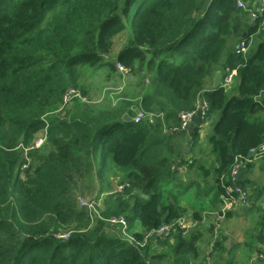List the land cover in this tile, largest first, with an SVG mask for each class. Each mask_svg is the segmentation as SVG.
<instances>
[{"label": "trees", "instance_id": "obj_1", "mask_svg": "<svg viewBox=\"0 0 264 264\" xmlns=\"http://www.w3.org/2000/svg\"><path fill=\"white\" fill-rule=\"evenodd\" d=\"M239 1L252 8L258 0H0V264H239L223 255L221 219L232 210H221L222 195L235 164L264 172V152L255 160L251 153L264 144V11L252 14ZM119 35L124 44L111 61ZM240 42L245 53L235 51ZM118 63L130 77L122 91L103 103L75 102L70 117L51 116L68 87L87 96L91 73L122 79ZM222 66L236 71L231 87L208 90ZM203 94L205 121L217 118L210 151L198 154L199 129L187 141L174 129ZM138 110L158 117L123 119ZM46 115L47 139L21 169ZM94 168L124 185L107 195L102 218L75 200ZM246 177L239 182L249 189ZM257 208L247 248L264 255L254 245L264 246V206ZM120 216L124 229L106 221ZM186 217L193 226H182ZM163 225L168 234L152 236ZM150 236L165 248L152 249Z\"/></svg>", "mask_w": 264, "mask_h": 264}, {"label": "built area", "instance_id": "obj_2", "mask_svg": "<svg viewBox=\"0 0 264 264\" xmlns=\"http://www.w3.org/2000/svg\"><path fill=\"white\" fill-rule=\"evenodd\" d=\"M238 5L240 7H243L245 10L251 11L252 14H255L253 10L255 9V6H257L261 11H264V0H258L253 3V7L250 8L248 4L243 3L242 1H239ZM235 51L237 53H245L247 51V47L243 42H240L236 45ZM118 68L123 71L125 74L128 73V69L125 68L122 64L118 63ZM236 71L226 69L225 73L223 74V80H222V85L226 88L230 87L231 84L233 83V79L235 76ZM129 76V75H128ZM120 92V91H119ZM117 92V93H119ZM115 91H113L111 94L115 95L117 94ZM80 98L84 101L87 100V98L82 94L80 89L76 88L75 86H70L66 89V91L63 94L62 97V102L59 105L58 109L55 110L53 113H61L64 111V109L72 104L75 99ZM208 108V104L206 101H204L201 105L198 102V106L196 110L193 111H188L184 112L182 114V123L181 125L174 129L175 131H186L190 127L194 115L200 111L204 120H205V115L206 111ZM52 113V114H53ZM158 115L153 114L151 112H145L144 110H138L136 115L133 116V120L135 122H141L143 120H147L149 123H154ZM45 121V126L41 128L38 133L36 134V138L34 142L29 145L24 147V160L21 162V169H25L30 165V156L29 153L32 150L39 149L42 147L47 139V132L50 127L49 120L47 118V115L44 117ZM264 152V144L261 146L260 150L254 149L251 151V153L254 155V159L258 156V154H261ZM252 159H249L248 161H253ZM243 170V167L240 163L235 164L232 168V174H231V184L226 187L225 193L222 195L223 199V204L221 207V210L223 212L232 209L235 206L241 205V206H247L249 207L251 205V200H250V190L246 188L245 186L242 185V183L239 182V179L241 180V172ZM124 185H120L119 187V192L123 191ZM82 205L84 208H86L92 217L94 218L95 216H99L102 218L101 214L96 215L93 213V210H95L96 203L94 202H87V201H82ZM106 220V219H105ZM113 226H119L121 228H126L128 226V220L127 217L125 216H120V217H112L106 220ZM182 226L185 225L184 219L181 220ZM169 232V226L163 225L161 226L157 231L152 233V236H166ZM69 234H61L59 236L62 237H67ZM150 236V237H152ZM208 264H214L211 259H209Z\"/></svg>", "mask_w": 264, "mask_h": 264}, {"label": "crops", "instance_id": "obj_3", "mask_svg": "<svg viewBox=\"0 0 264 264\" xmlns=\"http://www.w3.org/2000/svg\"><path fill=\"white\" fill-rule=\"evenodd\" d=\"M236 45H235V47H236ZM121 48H122V46H121ZM120 49L115 54L112 51V56L117 57V54L120 51ZM223 63H224V61H223ZM224 71H226V69H224L222 66L216 72V74L218 72H222L224 74L225 73ZM215 75L212 78H210V80L208 81V85H207L208 90H211L214 88ZM206 99H207L206 94H203L199 100V104L201 105L204 101H206ZM74 103L75 102H73L72 104L67 106V108H65L63 112L53 113L51 116L70 117L69 111L72 109ZM209 122L205 121L201 112L198 111L194 115L190 127L188 128V130H186V133L183 134L186 141H187V138L189 140H191L192 133L195 131V129H197V128L199 129V133L201 134V137H200V147L196 148V152H198V154H200L202 150H203V153H204V151L207 153V149L210 151V147L207 146V149H206L205 145L202 143V141L206 140V138H207V133H208L207 126L209 125ZM185 145H187L189 147L188 149L190 152V146L188 145V143H186ZM258 167L260 168V170L263 169L259 165H255L250 171L247 172V174L244 173V170H242L243 173L241 174V179L242 180L244 178L246 179L247 178L246 176H249V178H250V181L246 183L247 187H251L250 185H255L258 180H264L263 176H259L260 179H256L254 177V172L256 171V169ZM95 170H96V168H94V171ZM111 172H113V171L110 170L109 173L104 178L96 177L97 178L95 180L96 184L98 186L103 185L105 187L103 191L101 190V194L110 193V191L111 192L113 191V188H112V190H111V188L108 189V187H112L110 184L111 180L113 179V178L111 179L112 176L114 178H118L119 180L121 179L120 175H117V174L114 175V173L110 174ZM121 184L122 183H120V185ZM257 202L259 204L263 205L264 200L262 199V197H260L259 200H257ZM253 204H254V202L252 201V205H250V207H252ZM231 210L232 211H230V215H228V217L222 218V220H223L222 221V227L224 229V233H225L226 238H227L224 242V245L226 247L225 253L223 254L224 259L226 260L229 257H231V253H232L233 258H235L239 264H264L263 255L260 256L256 252L251 253L248 251V248H247L248 242L250 241V231L255 229V226H256L253 215H251V213H249V211L246 207L241 206V205L235 206ZM212 217H215V216L212 215ZM184 221H185V225L183 226L184 228H188V227L194 225V223L190 217H186L184 219ZM208 239H210V236L206 233L205 240L202 242L205 243V245H206V243H208ZM151 240H152V244H151L152 249H157V247H158L159 248L158 250L160 251L161 249L165 248V246H163L160 241L154 240V237H150V241ZM201 243H200V249L203 248V251H205L206 246L202 247ZM254 245L255 246L257 245L259 248H261L264 251V246H259L257 243H255ZM207 248H208V244H207ZM201 251H202V249H201Z\"/></svg>", "mask_w": 264, "mask_h": 264}, {"label": "rangeland", "instance_id": "obj_4", "mask_svg": "<svg viewBox=\"0 0 264 264\" xmlns=\"http://www.w3.org/2000/svg\"><path fill=\"white\" fill-rule=\"evenodd\" d=\"M125 37L126 36H123V35H119L118 36V38L116 40V43H115V46H114V50H113L114 54L121 48V46H123ZM230 50L225 52L224 59L226 58V56L228 55ZM111 57H112L111 61H115L116 57L115 56H111ZM105 72L106 71L100 70L98 72L91 73L90 75H88L87 82H84V84H86L87 87H88L87 96L84 95V93L82 92V89L76 87V88L80 89V91L87 98V100L84 101V100H82L80 98H77V99L74 100V102H76V103L80 102V101L81 102H89V100H91V101H94L93 103H97V102L103 103L102 102L103 99L106 97V95L109 92L112 93L113 91H115V93H117L119 91H122V89H123L122 86H125L129 82L128 79H130V77L127 74H125V73H124L122 79H119V76H117V75H115L112 78L111 77L110 78L107 77L106 74L103 75V73H105ZM57 109L58 108H55L52 111H55ZM50 114H52V113H50ZM216 118H217V116H213L211 118L210 122H209V125L207 126V131H208L207 137L209 136V134L212 131L213 123L216 121ZM202 143L205 145V148L207 149V145H206L207 144V138H206V140H203ZM209 147H210V145H209ZM40 148H42V147H40ZM208 152H209V150L207 149V153ZM109 163L113 164L111 161H109ZM118 169L122 172V175H123L124 168L118 167ZM110 174H113V172H111ZM241 174H242V172H241ZM96 175H97L96 171H94V169H92L90 173H87L85 176L80 178V180H79V182L77 184V187L75 188V200H76L77 207L81 208V209H84L86 211H88V210L86 208H84V206L82 205V201L96 203V207H95V210H93V213L96 214V215H99V214L102 215V210L104 208V200H105V198L108 197L107 195H109V194L116 195L117 193H119V191H120L119 187H120V183L121 182H120V180L118 178H114L112 176L111 179L112 178L113 179L110 182L112 187H108V189L111 188V190H112V188H113V191L112 192L110 191V193L101 194V189L104 186L103 185L102 186H98L96 184V181H95L97 179ZM192 176L193 177H197V175L195 173ZM259 176H263V178H264V172H263V169L260 170V168L258 167L256 169V171L254 172V177L256 179H260ZM250 186L251 187H249L250 188L249 190H250L251 205H252V201L254 202V204H253L252 207H250V206L249 207L244 206V207H246L248 209V211H249V213H251V215L256 216V215H258L260 213V211H259V209L257 207L261 205V204H259L257 202V200H259L260 197H262V199L264 200V180H258L255 185H250ZM238 206H240V205H238ZM262 206H264V202H263ZM95 217L100 218L99 216H95ZM221 221H223V220L221 219ZM204 228L207 229V225L206 224H205ZM210 239H211V237H210ZM201 245H202V247L206 246L205 251H203V248H201L203 252H206L207 249H208L207 248V243L205 245V243L202 242ZM158 249L159 248L157 247V249H154V250H158ZM229 258H233V254L232 253H231V257H229ZM263 258H264V255H263Z\"/></svg>", "mask_w": 264, "mask_h": 264}, {"label": "water", "instance_id": "obj_5", "mask_svg": "<svg viewBox=\"0 0 264 264\" xmlns=\"http://www.w3.org/2000/svg\"><path fill=\"white\" fill-rule=\"evenodd\" d=\"M222 80H223V73L222 72H218L216 75H215V78H214V88H217L219 86H222ZM137 108V107H136ZM123 119L125 121H132L133 120V117L128 113H124L123 115ZM189 147L187 145L184 146V151L185 152H188ZM144 197L147 198V195L144 194Z\"/></svg>", "mask_w": 264, "mask_h": 264}, {"label": "bare ground", "instance_id": "obj_6", "mask_svg": "<svg viewBox=\"0 0 264 264\" xmlns=\"http://www.w3.org/2000/svg\"><path fill=\"white\" fill-rule=\"evenodd\" d=\"M253 17V16H252ZM225 72V71H224ZM23 154H24V152H23Z\"/></svg>", "mask_w": 264, "mask_h": 264}]
</instances>
